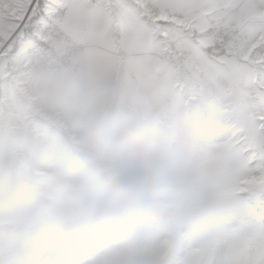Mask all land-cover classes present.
I'll return each mask as SVG.
<instances>
[{
	"label": "crops",
	"instance_id": "crops-1",
	"mask_svg": "<svg viewBox=\"0 0 264 264\" xmlns=\"http://www.w3.org/2000/svg\"><path fill=\"white\" fill-rule=\"evenodd\" d=\"M91 2L101 16L72 36L73 72H30L20 60L32 40L16 34L0 41V136L56 124L43 107L55 90H67L78 103L103 90L149 124H179L181 138L170 150L212 178L225 207L222 226L190 248L165 235L145 256L158 253L164 264H248L249 248L262 245L254 238L264 224V131L253 125L246 98L253 82H264V0ZM217 20L237 34L229 52L185 30L202 31ZM63 259L43 197L0 232V264Z\"/></svg>",
	"mask_w": 264,
	"mask_h": 264
},
{
	"label": "clouds",
	"instance_id": "clouds-1",
	"mask_svg": "<svg viewBox=\"0 0 264 264\" xmlns=\"http://www.w3.org/2000/svg\"><path fill=\"white\" fill-rule=\"evenodd\" d=\"M43 107L56 124L0 136V232L43 197L65 264H164L143 253L165 235L190 248L218 233L212 178L170 150L179 124H149L103 90L83 103L55 90Z\"/></svg>",
	"mask_w": 264,
	"mask_h": 264
},
{
	"label": "snow or ice",
	"instance_id": "snow-or-ice-1",
	"mask_svg": "<svg viewBox=\"0 0 264 264\" xmlns=\"http://www.w3.org/2000/svg\"><path fill=\"white\" fill-rule=\"evenodd\" d=\"M100 16L91 0H0V28L11 27L24 40L61 32L75 36Z\"/></svg>",
	"mask_w": 264,
	"mask_h": 264
},
{
	"label": "built area",
	"instance_id": "built-area-1",
	"mask_svg": "<svg viewBox=\"0 0 264 264\" xmlns=\"http://www.w3.org/2000/svg\"><path fill=\"white\" fill-rule=\"evenodd\" d=\"M189 38L209 40V46L216 51L229 52L237 43V34L232 26L223 20L211 22L202 31L185 27ZM77 47L72 36L61 33L45 35L39 41L32 40V45L24 48L20 65L30 72L41 69L73 72L77 66L73 61Z\"/></svg>",
	"mask_w": 264,
	"mask_h": 264
},
{
	"label": "rangeland",
	"instance_id": "rangeland-1",
	"mask_svg": "<svg viewBox=\"0 0 264 264\" xmlns=\"http://www.w3.org/2000/svg\"><path fill=\"white\" fill-rule=\"evenodd\" d=\"M15 36L16 33L13 32L11 27L6 26L0 28V41H4L8 37L14 38ZM262 65H264V62H262ZM246 96H247L246 98H248L249 100L248 102L250 105L249 106L250 111L254 116L253 125L258 124V128L264 131V82L263 81L253 82V85L249 86V88L246 90ZM211 137H216V136L212 135ZM217 137L219 138L222 136H217ZM236 138H232V141L234 143L240 142L239 140H236ZM249 234H250L249 237L251 238L252 237L251 232H249ZM255 234L256 237L254 239L260 241L262 240L261 243L262 245L253 246L249 248L248 264H264V224H263V228L255 232ZM145 255L146 254L144 252L143 256ZM36 264H49V263H36ZM54 264H65V261L64 259L63 261L58 260L57 263ZM85 264H109V262L106 258H100L89 254V256L85 258Z\"/></svg>",
	"mask_w": 264,
	"mask_h": 264
}]
</instances>
